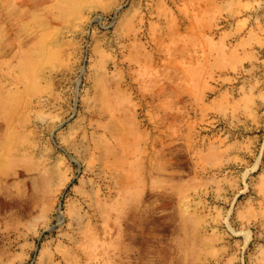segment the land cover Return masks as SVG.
Returning a JSON list of instances; mask_svg holds the SVG:
<instances>
[{
	"label": "rangeland",
	"instance_id": "374dc122",
	"mask_svg": "<svg viewBox=\"0 0 264 264\" xmlns=\"http://www.w3.org/2000/svg\"><path fill=\"white\" fill-rule=\"evenodd\" d=\"M0 264H264V0H0Z\"/></svg>",
	"mask_w": 264,
	"mask_h": 264
}]
</instances>
